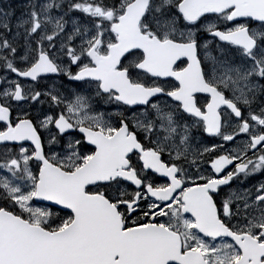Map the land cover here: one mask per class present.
<instances>
[{
    "label": "snow or ice",
    "instance_id": "6c2138e0",
    "mask_svg": "<svg viewBox=\"0 0 264 264\" xmlns=\"http://www.w3.org/2000/svg\"><path fill=\"white\" fill-rule=\"evenodd\" d=\"M21 7L0 6V264H264V0Z\"/></svg>",
    "mask_w": 264,
    "mask_h": 264
},
{
    "label": "flooded vegetation",
    "instance_id": "af4514ba",
    "mask_svg": "<svg viewBox=\"0 0 264 264\" xmlns=\"http://www.w3.org/2000/svg\"><path fill=\"white\" fill-rule=\"evenodd\" d=\"M2 7H7V5L2 6ZM73 71H75V68H73ZM0 75H3V73L0 72ZM53 79L57 83H60L61 81H63L69 87H74L75 86V83L69 84V82L67 80V77H53ZM44 82L45 81H42V83H44ZM47 82L51 83V81H47ZM198 97L202 98L203 97V94H198ZM24 107H27V105H24ZM98 110H106V111H109V112H113V111H116V108H115V105L109 106L106 109H104L101 106V108H98ZM13 116H15V113H13ZM209 140H212V138H209ZM213 142H216V141H213ZM28 143H30V142H28ZM232 146L233 145H229V147H232ZM262 179H264V177H262L259 174H257V176H255L254 178H252V179L249 180V183H257V182H259ZM158 182H161L162 183V182H164V180L163 179H160ZM40 206H42V205H40Z\"/></svg>",
    "mask_w": 264,
    "mask_h": 264
},
{
    "label": "rangeland",
    "instance_id": "374dc122",
    "mask_svg": "<svg viewBox=\"0 0 264 264\" xmlns=\"http://www.w3.org/2000/svg\"><path fill=\"white\" fill-rule=\"evenodd\" d=\"M7 6L11 4L12 7L16 9V15L19 16L20 12L23 10L21 5L25 3V1H19V0H6ZM1 6V5H0Z\"/></svg>",
    "mask_w": 264,
    "mask_h": 264
},
{
    "label": "trees",
    "instance_id": "16d2710c",
    "mask_svg": "<svg viewBox=\"0 0 264 264\" xmlns=\"http://www.w3.org/2000/svg\"><path fill=\"white\" fill-rule=\"evenodd\" d=\"M6 0H0V4H5Z\"/></svg>",
    "mask_w": 264,
    "mask_h": 264
},
{
    "label": "water",
    "instance_id": "95a60500",
    "mask_svg": "<svg viewBox=\"0 0 264 264\" xmlns=\"http://www.w3.org/2000/svg\"><path fill=\"white\" fill-rule=\"evenodd\" d=\"M49 203V202H48Z\"/></svg>",
    "mask_w": 264,
    "mask_h": 264
}]
</instances>
